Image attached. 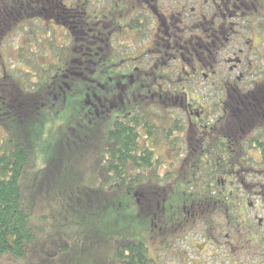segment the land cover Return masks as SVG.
<instances>
[{"label": "flooded vegetation", "instance_id": "obj_1", "mask_svg": "<svg viewBox=\"0 0 264 264\" xmlns=\"http://www.w3.org/2000/svg\"><path fill=\"white\" fill-rule=\"evenodd\" d=\"M20 2L6 15L10 69L103 62L113 74L94 96L105 116L154 123L140 138L153 153L150 188H134L137 206L149 208L148 194L153 204L151 264H264V0ZM239 29L247 36L234 44ZM32 30L63 57L20 58ZM197 76L212 78L215 101L187 89Z\"/></svg>", "mask_w": 264, "mask_h": 264}, {"label": "rangeland", "instance_id": "obj_2", "mask_svg": "<svg viewBox=\"0 0 264 264\" xmlns=\"http://www.w3.org/2000/svg\"><path fill=\"white\" fill-rule=\"evenodd\" d=\"M59 36L58 45L68 42L65 36ZM246 36L247 32L239 29L234 44L240 43ZM2 38L7 40L0 45L4 61L0 63L7 74H12V70L21 72L16 64L10 69V29ZM123 39L125 35H122ZM71 41L73 38H70ZM77 42H84V39L79 38ZM1 69L0 75H4ZM80 72L82 76H78L79 79L63 81L70 83V88L64 86L62 89L66 97L64 102L62 98L49 101V97L45 96L44 106L28 121L19 124L14 119L11 122L7 119L8 127L0 126V146L3 139L22 141L25 134L32 145L31 165L22 182L25 186L22 205L31 212V225L37 234L30 253L23 260L3 255L0 264H120L112 244V240L116 239L142 240L149 254L154 256L149 234H144L143 238L139 232V224L152 221V209H142L140 205L137 209L133 205L136 203L135 194L129 188L134 189L137 184L132 185L128 181L123 184L116 179L108 170L100 150L113 120L105 116V104L99 103L94 94L104 96L106 91L102 90V86L106 76L113 73L105 71L103 62L96 64L94 72H86L82 68ZM37 74L31 73L27 83L25 76H21L29 93H36ZM46 76L54 83L60 81L54 69ZM162 86L170 89L168 83H162ZM181 86L183 84H179V88ZM185 86L192 90L195 97L198 94L208 101H215L217 91L212 78L206 83L201 76H197ZM153 112L156 113L157 109L154 108ZM163 151V148L158 149L162 156ZM146 184L150 185L151 180ZM255 214L264 217L262 212ZM170 261L171 258L167 257L164 263Z\"/></svg>", "mask_w": 264, "mask_h": 264}, {"label": "trees", "instance_id": "obj_3", "mask_svg": "<svg viewBox=\"0 0 264 264\" xmlns=\"http://www.w3.org/2000/svg\"><path fill=\"white\" fill-rule=\"evenodd\" d=\"M14 1H21L20 4H22L25 0ZM8 6L10 8V0H0V26L2 25L0 39L10 27V18L6 17ZM22 12L20 11V17H16L18 21L23 15L25 16L24 8ZM34 32L32 30L27 40L22 41V47L18 50L20 58H25L28 61L41 58L45 61L49 58L54 60L55 56L57 58L63 57L64 54L59 46L57 47L51 41L48 43L46 39H38L33 35ZM32 39L36 41L35 49L31 48ZM46 47L50 48V54ZM34 52L38 53L37 57ZM78 55L81 56V60L87 57L82 53ZM95 66L92 63H80L68 70L41 66L28 70L20 68L19 71L23 73L12 70V74L0 75V126L7 128V119H10V122L14 119L19 124L28 121L30 116L36 114L39 108L44 106L43 99L45 96L49 97V101L62 98V102H64L66 97L62 93V89L64 86L70 88V83L65 84L67 82L63 81L79 79L78 76H82L81 68L85 69L86 72H94ZM52 69L57 73L59 82L56 80L54 83L52 78H47L46 74ZM31 73L42 74V76L37 74L38 80L35 86L38 87L35 94L27 92L28 86L24 85ZM21 76H25L24 83H22ZM70 104L69 107H71ZM153 128L154 123L151 121H146L144 118L139 121L137 116H133L129 121H115L111 129L108 130L103 143L100 145V150L107 161L108 170L116 176V179L124 182L123 184L128 181L132 185L139 184L143 189L150 188V185H145V183L153 178V153L145 142L140 143V138L144 131L149 136ZM11 140L3 139L1 141L2 146H0V257L4 255L23 260L30 253L37 239V234L34 233L31 225V212L22 205V191H25L22 182L26 179L28 168L31 165L30 148L32 145L26 140V134L22 141L12 142ZM129 189L134 193L133 188ZM147 196V206L151 207L153 204L149 202V194ZM138 198L144 197L135 195L136 203L133 205L136 208L138 207ZM152 222L153 218L149 223L139 224V232L143 238L146 234L150 236ZM112 244L116 250L117 262L120 264L152 263L148 256V249L142 240L116 239L112 240Z\"/></svg>", "mask_w": 264, "mask_h": 264}]
</instances>
